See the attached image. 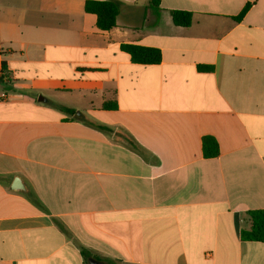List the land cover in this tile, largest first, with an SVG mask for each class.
<instances>
[{"label": "crops", "instance_id": "crops-1", "mask_svg": "<svg viewBox=\"0 0 264 264\" xmlns=\"http://www.w3.org/2000/svg\"><path fill=\"white\" fill-rule=\"evenodd\" d=\"M116 1L0 0V264H264V0Z\"/></svg>", "mask_w": 264, "mask_h": 264}, {"label": "trees", "instance_id": "trees-1", "mask_svg": "<svg viewBox=\"0 0 264 264\" xmlns=\"http://www.w3.org/2000/svg\"><path fill=\"white\" fill-rule=\"evenodd\" d=\"M151 7L154 11L160 10L159 0H151ZM249 9L247 5L236 19L241 20ZM85 10L88 13L95 14L97 17V26L100 30L108 31L116 27L117 18L120 12V3L116 0H86ZM173 22L178 26H189L192 23V13L189 11H172ZM122 50L130 55L131 61L137 64L151 65L159 64L162 61V52L159 48L148 47L136 44H123ZM202 70L211 71V66H204ZM5 77L0 78V84H4ZM103 109L114 110L117 108L116 102L105 101ZM64 111L73 115L76 119L102 131H111L109 127L97 123L95 120L88 119L85 115L75 109H66ZM130 146L139 151L135 144ZM202 150L207 158L217 157L220 154L218 141L213 136H205L202 139ZM250 227L241 231V238L244 241L264 242V209L251 210L248 212ZM86 256V253L83 252Z\"/></svg>", "mask_w": 264, "mask_h": 264}, {"label": "built area", "instance_id": "built-area-1", "mask_svg": "<svg viewBox=\"0 0 264 264\" xmlns=\"http://www.w3.org/2000/svg\"><path fill=\"white\" fill-rule=\"evenodd\" d=\"M5 74H6V72H5V69H4V66H3V63H2V61L0 60V78H4L5 77ZM0 98L1 99H5V98H7V95H6V93H1L0 94Z\"/></svg>", "mask_w": 264, "mask_h": 264}, {"label": "water", "instance_id": "water-1", "mask_svg": "<svg viewBox=\"0 0 264 264\" xmlns=\"http://www.w3.org/2000/svg\"><path fill=\"white\" fill-rule=\"evenodd\" d=\"M17 182H19V181L16 180V184L14 185V188H15V189L19 188L18 185H17Z\"/></svg>", "mask_w": 264, "mask_h": 264}]
</instances>
